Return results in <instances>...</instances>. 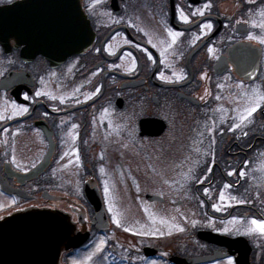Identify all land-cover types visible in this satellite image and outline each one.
I'll return each instance as SVG.
<instances>
[{
    "label": "flooded vegetation",
    "instance_id": "1",
    "mask_svg": "<svg viewBox=\"0 0 264 264\" xmlns=\"http://www.w3.org/2000/svg\"><path fill=\"white\" fill-rule=\"evenodd\" d=\"M17 1L0 0V193L16 201L0 216L53 209L70 218L74 234L88 231L59 264H70L95 233L108 240L105 264H186L171 259L186 257L175 247L137 229L139 217L167 211L177 214L186 239L192 210L187 229L195 237L199 230L243 236L249 263L264 264V234L248 231L253 219L264 220V101L249 120L239 119L264 96V27L257 26L264 0H80L93 38L61 61L41 51L45 36L61 35L58 3L16 8ZM169 30L181 33L174 43ZM198 123L205 137L194 148L186 135ZM93 187L108 218L104 228L92 222L85 190ZM118 212L134 218L133 229L112 224ZM200 240L206 251L188 257L217 255L190 264H237V247Z\"/></svg>",
    "mask_w": 264,
    "mask_h": 264
},
{
    "label": "water",
    "instance_id": "2",
    "mask_svg": "<svg viewBox=\"0 0 264 264\" xmlns=\"http://www.w3.org/2000/svg\"><path fill=\"white\" fill-rule=\"evenodd\" d=\"M26 1L31 0L17 1L13 6L18 8ZM51 1L58 3L57 8L62 14L60 20L55 22V26L58 24L60 26L61 35L59 37L55 33V38L45 36L42 39L44 48L41 51L47 58L61 61L68 55L87 48L92 41L93 32L91 34L90 26L85 20L80 0ZM41 7L44 5L41 4ZM18 26L24 29V22H19ZM65 32L68 35L64 34ZM54 44L56 45L55 50ZM15 174L19 178H24V173L15 172ZM2 186L8 191L15 190L22 193L21 189L18 190V188L4 184ZM85 193L94 208L92 222L99 228L106 227L108 225L107 216L99 189L93 187L85 190ZM88 236V231L74 234L73 223L61 211L36 207L16 209L0 216V264H59L63 250L78 247ZM197 236L213 243L237 247L239 249L237 264H250L248 258L250 247L245 237L231 238L209 230H199ZM146 249L155 251L151 247H146ZM216 255V252L212 255L191 257L174 255L172 259L189 264L210 261Z\"/></svg>",
    "mask_w": 264,
    "mask_h": 264
},
{
    "label": "rangeland",
    "instance_id": "3",
    "mask_svg": "<svg viewBox=\"0 0 264 264\" xmlns=\"http://www.w3.org/2000/svg\"><path fill=\"white\" fill-rule=\"evenodd\" d=\"M203 123H198L197 127L193 129L191 132H187L186 138L190 137L195 138V141H192L195 143L193 147L195 148V145L201 146L200 142L198 140H204L205 134L203 133L204 130ZM192 147V143L190 141L189 148L190 150ZM187 162V159H186ZM186 188L193 189V182L186 180ZM106 202L109 205L112 201H109L108 197H106ZM16 201L7 195L0 193V210L4 209L6 207L10 208L12 205L15 204ZM116 205H122V202L120 200H117ZM191 212H186V239L181 236L180 237V228L178 227L180 224V221L177 214L175 213H168L167 211L155 214L152 212L151 215L148 216H142L139 217L140 219V225L139 229H137V232L139 233H146L141 234V236L147 235L149 236V240L153 242L156 245H159L161 247L172 249L175 252H178L181 255H194V254H201L202 252L206 251L207 245H205L200 238L195 237V230L190 229L188 230L187 227L190 223V216L194 214V211L190 210ZM180 217V216H179ZM118 219L120 221V224L117 225L114 220ZM134 218L131 216H126V214H122L121 212L117 213V216H113L111 221L112 224L115 226H119L118 228L123 227L125 229V226H127L130 229H133L134 227ZM180 220L182 224H184V220L180 217ZM193 220V219H192ZM163 221V223L161 222ZM124 224V225H123ZM191 224V223H190ZM138 225V223H136ZM192 225V224H191ZM126 230V229H125ZM127 231V230H126ZM133 234V233H132ZM131 234V235H132ZM126 237V236H125ZM130 238V237H126ZM132 240V238H130ZM101 241H104L103 245L100 248V251H97V245L100 244ZM107 238H103L102 235H98L95 233L93 234V238L90 240V242L87 243V247L85 249H80L75 252V254H72L68 261L70 264H105L103 262L104 256L106 254V251L104 255H102V250L104 244L107 242ZM89 257H91L89 259ZM154 264H161L159 262H154ZM205 264H227V261H220L215 263H205Z\"/></svg>",
    "mask_w": 264,
    "mask_h": 264
},
{
    "label": "snow or ice",
    "instance_id": "4",
    "mask_svg": "<svg viewBox=\"0 0 264 264\" xmlns=\"http://www.w3.org/2000/svg\"><path fill=\"white\" fill-rule=\"evenodd\" d=\"M97 2H99V0H97ZM254 0H249V3H253ZM205 7H210V5H205ZM197 13H199L200 15H203V12L199 9H197ZM197 13H193L194 15ZM261 15L264 16V11L261 12ZM180 19L182 21H184L185 23L188 22V17L186 15L183 14V12H180ZM259 27H264V24H260L257 25ZM205 29H210L212 27L211 24H205L203 26ZM169 35L172 37V42L174 43L177 39V37H179L181 35V33L179 32H173L171 30H169ZM250 40H255L258 39L256 36H249ZM150 42V41H149ZM259 43L264 44V38H259ZM211 51V49L209 50ZM163 78V77H162ZM182 78V77H181ZM37 95H40V93H37ZM27 98V97H25ZM217 99H219V97H217ZM261 101H264V96H259L258 99H256L253 103L252 106L247 107L244 109V111L240 114L239 119L241 121V123H243L244 121L249 120L253 113H255L257 111L258 108H260L261 106ZM22 111H27V109H22ZM236 127H240L239 124L236 125ZM246 134V133H245ZM209 171H211V169H209ZM229 175H232V173H229ZM241 175H244V173H241ZM225 187H229L228 185H226ZM107 188H105V192H107ZM207 192V190H205ZM224 199V195L223 193L221 194V200ZM111 211V208L109 209ZM219 210V209H218ZM147 211V209H146ZM114 222L119 225L120 221L118 219H115ZM163 223V221H161ZM182 230V229H181ZM249 232H255L258 231L261 234H264V220H256L253 219L251 221V227L248 229ZM140 234H146V233H140ZM104 241H101L99 245H97V251H100L101 246L103 245ZM91 257H89L90 259ZM154 264V262H153ZM229 264H233V262L231 261V259L229 260Z\"/></svg>",
    "mask_w": 264,
    "mask_h": 264
}]
</instances>
